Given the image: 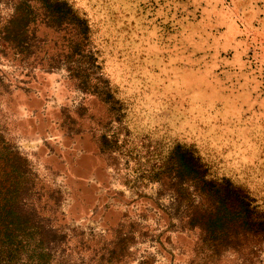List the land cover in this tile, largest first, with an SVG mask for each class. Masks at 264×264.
Listing matches in <instances>:
<instances>
[{
  "label": "rangeland",
  "instance_id": "obj_1",
  "mask_svg": "<svg viewBox=\"0 0 264 264\" xmlns=\"http://www.w3.org/2000/svg\"><path fill=\"white\" fill-rule=\"evenodd\" d=\"M67 1L0 0V151L78 237L133 234L128 264H264V233L212 257L171 158L191 146L264 211V0Z\"/></svg>",
  "mask_w": 264,
  "mask_h": 264
},
{
  "label": "trees",
  "instance_id": "obj_2",
  "mask_svg": "<svg viewBox=\"0 0 264 264\" xmlns=\"http://www.w3.org/2000/svg\"><path fill=\"white\" fill-rule=\"evenodd\" d=\"M45 1L53 2L64 16L72 10L67 0ZM16 20L23 24L21 16ZM14 35V40L21 41L22 33ZM196 152L189 145H177L171 158L179 181L194 182L209 201L207 207L194 206L187 216L188 223L201 230L215 257L220 247L227 245L221 238L264 233V211L242 185L225 175H215L212 163ZM0 159V264L129 263L133 234L121 232L109 241L85 239L82 234L78 237L75 228L59 223L60 191H52L45 198L27 156L11 147L6 153L0 151Z\"/></svg>",
  "mask_w": 264,
  "mask_h": 264
}]
</instances>
